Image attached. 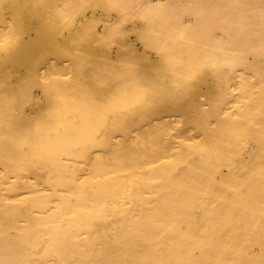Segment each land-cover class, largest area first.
I'll return each mask as SVG.
<instances>
[{"label":"bare ground","instance_id":"6f19581e","mask_svg":"<svg viewBox=\"0 0 264 264\" xmlns=\"http://www.w3.org/2000/svg\"><path fill=\"white\" fill-rule=\"evenodd\" d=\"M0 264H264V0H0Z\"/></svg>","mask_w":264,"mask_h":264},{"label":"snow or ice","instance_id":"6c2138e0","mask_svg":"<svg viewBox=\"0 0 264 264\" xmlns=\"http://www.w3.org/2000/svg\"><path fill=\"white\" fill-rule=\"evenodd\" d=\"M107 34V33H106ZM93 35H95V33H93ZM135 38H129V39H125L123 36H121L118 40H117V49L119 48V46L121 44H127L129 45V50L127 52H119L116 49L112 50V52L109 54L108 49L104 48L103 50H98V53L107 59L110 60H120L123 58H127L129 60H135L137 58V49L135 47L132 46V41ZM91 71V70H90Z\"/></svg>","mask_w":264,"mask_h":264},{"label":"rangeland","instance_id":"374dc122","mask_svg":"<svg viewBox=\"0 0 264 264\" xmlns=\"http://www.w3.org/2000/svg\"><path fill=\"white\" fill-rule=\"evenodd\" d=\"M114 13H116V12H113V14H114ZM114 15H116V14H114Z\"/></svg>","mask_w":264,"mask_h":264}]
</instances>
